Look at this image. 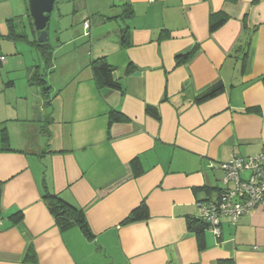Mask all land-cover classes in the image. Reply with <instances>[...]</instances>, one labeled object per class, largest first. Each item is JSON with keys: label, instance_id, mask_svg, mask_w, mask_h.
Segmentation results:
<instances>
[{"label": "crops", "instance_id": "obj_1", "mask_svg": "<svg viewBox=\"0 0 264 264\" xmlns=\"http://www.w3.org/2000/svg\"><path fill=\"white\" fill-rule=\"evenodd\" d=\"M73 7L88 40L58 26L49 62L33 45L28 9L31 42L11 23L42 64L19 76L18 89L16 78L0 81V149L3 137L12 149L0 151V264H264V203L234 222L221 217L218 236L207 228L198 240L188 226L198 203L232 188L222 164L264 154V0ZM218 12L227 20L210 31ZM100 57L122 92L96 87L90 64ZM20 65L4 57L0 71ZM111 110L126 120L109 126ZM46 191L83 213L90 239L56 225ZM142 202L147 219L124 224Z\"/></svg>", "mask_w": 264, "mask_h": 264}, {"label": "trees", "instance_id": "obj_2", "mask_svg": "<svg viewBox=\"0 0 264 264\" xmlns=\"http://www.w3.org/2000/svg\"><path fill=\"white\" fill-rule=\"evenodd\" d=\"M30 19V17L28 16ZM227 18L226 16L221 13H213L210 16L209 19V27L210 31H214L217 28H219L222 24L226 22ZM31 21V19H30ZM9 23V28H10V35L8 37H14V26H12L11 23L16 22L15 19H11L8 21ZM19 38L23 39L24 35L23 34H18ZM38 35V34H37ZM34 46L38 48V50L41 53V56L44 61L49 62V47L48 44H39L37 41H34L33 43ZM4 58V57H3ZM91 70L93 72V77L94 81L96 84V87L98 89H109V90H114L118 92H122L123 89L121 85L113 80L112 78V72L114 68L107 62V60L104 57H100L98 59H95L91 62L90 64ZM36 81L44 86V81L42 79V76L39 74H36L35 76ZM262 82L264 84V77H262ZM46 90V87L44 88ZM221 90V87H215L199 97L196 98V102H202L206 99L213 98L216 94H218ZM45 93V92H44ZM155 107H150L148 106L146 108L147 114L154 115ZM109 118V126L112 125L114 122H121L125 121L126 118L122 115L120 111H115L111 110L108 114ZM3 145L0 151H12L10 149L9 144L6 143L5 138L3 137ZM138 164V161L135 159L134 161L131 162V167L136 169V166ZM135 172V170H134ZM139 171L135 173L138 175ZM0 199H1V186H0ZM44 203L48 207L56 225L62 230H68L74 226H78V228L82 231V233L87 237L91 238V233L88 228L87 222L84 219L83 213L76 209L74 206L71 204L67 203L63 199H61L59 196L50 193V192H44L43 197H42ZM22 215L21 213H18L14 218L16 221H19L21 219ZM148 217V211H147V206L144 202H142L136 209H134L130 215L127 217V219L124 221V224L130 223V222H136V221H141L145 220ZM189 229L194 231L196 237L198 240L201 239L202 234L205 229L208 228V225L200 220L199 218L193 219L189 221L188 223ZM33 254L32 251H30V255ZM30 261H33V257L30 258ZM223 264V263H222Z\"/></svg>", "mask_w": 264, "mask_h": 264}, {"label": "rangeland", "instance_id": "obj_3", "mask_svg": "<svg viewBox=\"0 0 264 264\" xmlns=\"http://www.w3.org/2000/svg\"><path fill=\"white\" fill-rule=\"evenodd\" d=\"M73 2L74 0H56V5L50 15V21L47 27L48 41L50 44L54 45L55 48L54 51L52 50V53H55V51L59 48L56 46L58 43L55 42L54 38L58 26L61 27V30H64V28L69 29L71 27L72 30H76L78 32V36L82 38V42L86 43L88 40L83 38L82 23H76L74 25ZM27 9V0H0V55L4 56L6 59L12 58L13 55H17L19 61L24 65H20L18 68L22 69L17 72L6 74L4 71H0V81L5 83L10 81L12 78L14 80L16 78L17 89L21 87L20 83H22L19 76L21 75V77H24L26 69L34 70V67L41 66L42 64L39 52L28 42L19 38L17 32L14 31V37H8L10 35L8 21L15 19L18 33L21 32L25 34L29 42L32 41L34 35L30 24L26 19L27 17L26 15L21 17V15L27 12ZM58 13H60V18H58ZM65 47L67 46L65 45ZM53 77L56 79L55 76Z\"/></svg>", "mask_w": 264, "mask_h": 264}, {"label": "built area", "instance_id": "obj_4", "mask_svg": "<svg viewBox=\"0 0 264 264\" xmlns=\"http://www.w3.org/2000/svg\"><path fill=\"white\" fill-rule=\"evenodd\" d=\"M87 27V23L84 24ZM4 58L0 57V61ZM224 184L232 183L220 199L215 202L198 203V218L204 221L217 236V226L221 217H227L234 222L239 216L248 214L253 208L264 203V154H256L247 159L233 157L222 164ZM249 173L247 180L240 175ZM1 223V217H0Z\"/></svg>", "mask_w": 264, "mask_h": 264}, {"label": "water", "instance_id": "obj_5", "mask_svg": "<svg viewBox=\"0 0 264 264\" xmlns=\"http://www.w3.org/2000/svg\"><path fill=\"white\" fill-rule=\"evenodd\" d=\"M56 0H27L28 16L31 19V25L34 33L38 34L37 42L39 44L48 43L47 27L50 21V15L54 10Z\"/></svg>", "mask_w": 264, "mask_h": 264}]
</instances>
